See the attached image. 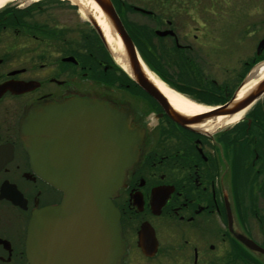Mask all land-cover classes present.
Instances as JSON below:
<instances>
[{
  "label": "flooded vegetation",
  "instance_id": "1",
  "mask_svg": "<svg viewBox=\"0 0 264 264\" xmlns=\"http://www.w3.org/2000/svg\"><path fill=\"white\" fill-rule=\"evenodd\" d=\"M109 1L128 33L132 27L121 15H137L135 29L151 33L150 43L159 47L152 74L192 103L224 105L264 61L263 36L254 47L248 43L241 73L221 84L205 70L207 58L192 54L195 47H218L223 38L237 41L225 29L249 34L250 13L262 18L264 0ZM49 3L58 2L30 0L0 10V86H6L0 95V264H28L32 213L62 198L32 171L20 125L72 98L126 111L140 138L136 162L111 200L123 246L119 264H264V95L237 123L205 134L184 128L115 64L77 5L64 6L66 22L53 20L58 9L44 6ZM166 31L171 34L156 35ZM212 63L211 69L219 67Z\"/></svg>",
  "mask_w": 264,
  "mask_h": 264
},
{
  "label": "water",
  "instance_id": "2",
  "mask_svg": "<svg viewBox=\"0 0 264 264\" xmlns=\"http://www.w3.org/2000/svg\"><path fill=\"white\" fill-rule=\"evenodd\" d=\"M90 1L123 47L124 73L180 126L205 134L203 123L245 112L264 95L262 79L236 100L256 64L224 105L196 116L177 114L144 72L143 62L110 1ZM89 20L105 44L97 24ZM168 34L171 32H156L158 37ZM261 48L264 39L258 45ZM5 88L0 86V95ZM50 111L44 118L31 113L20 125L32 171L62 195L59 204L32 213L25 243L28 264H119L123 246L119 215L111 200L136 162L138 133L129 126L126 111L107 104L72 98Z\"/></svg>",
  "mask_w": 264,
  "mask_h": 264
},
{
  "label": "rangeland",
  "instance_id": "3",
  "mask_svg": "<svg viewBox=\"0 0 264 264\" xmlns=\"http://www.w3.org/2000/svg\"><path fill=\"white\" fill-rule=\"evenodd\" d=\"M30 0H23V1H17L10 3L8 5L14 4V3H19L20 5L26 4ZM55 2L58 3H49V4H44V6H49L48 8L57 7L58 10H56L55 14L53 15V20H65L66 22H69L70 14L68 13L69 11L64 9L65 5H71L67 1L59 2L60 0H54ZM124 2L126 0H123ZM244 1V0H242ZM51 2V1H50ZM129 2V1H128ZM245 4V2H244ZM7 5V6H8ZM246 6V5H245ZM6 7V6H5ZM247 8V7H246ZM245 10V8H243ZM54 11H51V13ZM250 15L253 17V25L249 29V34L245 33L244 30H240L239 28H236L235 30L231 28L230 29H225L226 36L229 35L230 33H234L236 36V40L232 41H226L223 37L224 33H221V38L217 44L219 45L218 47H214L212 44L206 45L202 47V52H196V47L195 51L192 52V54L196 57L198 56H203L204 58H207L205 61V70L208 71L209 75L214 76L213 78L218 82V83H223L226 81V79H232L235 74L236 76L241 73L243 63L248 59L247 53L250 50V44L252 45L251 47L255 46V43L257 40L262 38L264 36V15L262 18L257 16L256 14L253 15L251 12ZM61 16V17H60ZM127 25H130L131 31L133 33V36H141V33L143 32L144 35H147L145 30H140L135 29V25H140V22L138 20V17L134 13L126 12L121 15ZM68 18V19H67ZM255 18V19H254ZM83 20V19H82ZM263 20V21H262ZM190 28V27H189ZM248 31V30H247ZM189 38L192 34V30L190 29L189 31ZM219 34V33H218ZM218 36V35H217ZM239 38H246L243 42L239 41ZM247 39H251L252 41H248ZM191 42V40H190ZM213 42V41H212ZM250 43V44H248ZM154 45V44H153ZM199 44L196 43L195 46H198ZM156 48H159L157 45H154ZM139 54V52H138ZM139 58L142 60L140 54ZM217 63L219 67H215L214 69H211L212 62ZM143 64L145 67L150 70L151 69L146 65V63L142 60ZM214 70V71H213ZM152 73V72H151ZM234 80V79H233ZM229 82V81H228ZM224 84V83H223ZM260 99L259 101H261Z\"/></svg>",
  "mask_w": 264,
  "mask_h": 264
},
{
  "label": "bare ground",
  "instance_id": "4",
  "mask_svg": "<svg viewBox=\"0 0 264 264\" xmlns=\"http://www.w3.org/2000/svg\"><path fill=\"white\" fill-rule=\"evenodd\" d=\"M23 1V0H0V10L3 9L10 3ZM40 1V0H37ZM68 1L74 5H77L79 13L84 18H91L98 26L101 31V34L104 38L106 47L114 59L115 64H117L122 70L126 71V63L124 62V50L120 41L115 38L110 32L109 26L98 9V7L90 0H60ZM144 72L146 73L149 80L154 84V86L162 93V95L169 102L170 106L174 111L183 116H196L207 113L212 110L211 107H205L190 102L185 97L180 94L170 90L166 87L154 74L148 70L145 65H143ZM264 79V62L258 64L249 74L245 85L238 92L236 100H240L248 89H250L258 81ZM244 112L238 113L230 118L209 120L202 124L201 127H204L206 131H212L223 126H229L234 123H237Z\"/></svg>",
  "mask_w": 264,
  "mask_h": 264
},
{
  "label": "trees",
  "instance_id": "5",
  "mask_svg": "<svg viewBox=\"0 0 264 264\" xmlns=\"http://www.w3.org/2000/svg\"><path fill=\"white\" fill-rule=\"evenodd\" d=\"M129 33L132 35L131 39L138 50L142 60L146 63V65L152 70L153 63L155 57H160L157 54L156 47L150 43V35L153 36L151 33H147V35H144L143 32L141 33V36H133L132 31H129ZM144 39V41H143ZM158 55V56H157ZM160 59V58H159Z\"/></svg>",
  "mask_w": 264,
  "mask_h": 264
}]
</instances>
